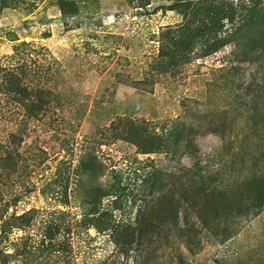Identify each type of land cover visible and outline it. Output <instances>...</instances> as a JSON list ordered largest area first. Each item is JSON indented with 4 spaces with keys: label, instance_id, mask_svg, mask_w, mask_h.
<instances>
[{
    "label": "rangeland",
    "instance_id": "374dc122",
    "mask_svg": "<svg viewBox=\"0 0 264 264\" xmlns=\"http://www.w3.org/2000/svg\"><path fill=\"white\" fill-rule=\"evenodd\" d=\"M75 1L65 19L56 0H0V153L18 161L0 198L33 211L0 232V264H264V63L226 46L158 72L180 14ZM22 65L52 93L38 119L4 89Z\"/></svg>",
    "mask_w": 264,
    "mask_h": 264
},
{
    "label": "trees",
    "instance_id": "16d2710c",
    "mask_svg": "<svg viewBox=\"0 0 264 264\" xmlns=\"http://www.w3.org/2000/svg\"><path fill=\"white\" fill-rule=\"evenodd\" d=\"M168 5H153V0H136V9L149 13L158 10H173L182 16L181 22L175 28H166L159 34V49L156 56L157 71L171 70L188 62L192 57H204L218 52L226 46L232 47V54L240 62L264 63V0H169ZM56 5L63 18H70L78 11L75 0H56ZM21 69V70H20ZM21 73H19V71ZM28 66L12 67L7 72V83L4 89L11 91L24 100L25 114L29 119H38L48 109L51 91L34 85L31 77L35 76ZM23 75L27 82L15 87V81H20ZM18 85V84H17ZM4 146L0 144V149ZM13 160V161H12ZM18 166L11 153H0V170L14 169ZM3 172L0 173L2 179ZM1 183V181H0ZM4 203V204H3ZM8 203L0 198V232L7 234L11 226L18 227L16 222L30 224L33 211L28 210L20 215H8ZM264 207V194L253 206L257 213ZM64 214V211H57ZM175 215L178 209L174 210ZM19 223V224H20ZM14 224V225H13ZM62 223L45 228L44 238L52 239L51 231L70 230L63 228ZM89 225V224H88ZM138 222L137 231H141ZM104 229H108L105 225ZM44 243H42L43 245ZM56 243H50V251ZM48 250V251H49ZM1 261V259H0Z\"/></svg>",
    "mask_w": 264,
    "mask_h": 264
}]
</instances>
